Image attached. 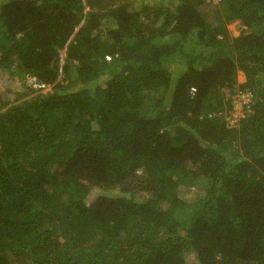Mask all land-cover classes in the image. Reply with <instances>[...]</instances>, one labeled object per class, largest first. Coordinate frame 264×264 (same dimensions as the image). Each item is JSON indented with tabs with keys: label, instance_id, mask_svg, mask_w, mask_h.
I'll list each match as a JSON object with an SVG mask.
<instances>
[{
	"label": "trees",
	"instance_id": "obj_1",
	"mask_svg": "<svg viewBox=\"0 0 264 264\" xmlns=\"http://www.w3.org/2000/svg\"><path fill=\"white\" fill-rule=\"evenodd\" d=\"M0 70V264H264V0H0Z\"/></svg>",
	"mask_w": 264,
	"mask_h": 264
},
{
	"label": "rangeland",
	"instance_id": "obj_2",
	"mask_svg": "<svg viewBox=\"0 0 264 264\" xmlns=\"http://www.w3.org/2000/svg\"><path fill=\"white\" fill-rule=\"evenodd\" d=\"M156 2V1H160V0H137V2L139 3V5L143 4V2ZM210 1V0H208ZM218 1V0H216ZM243 28H246V24H244L241 19H238L234 22L229 23V29L231 34L233 35H238ZM198 49H202L204 48V46L202 44L197 45ZM65 50L62 51V59L65 57ZM169 63V64H168ZM167 65L168 67L172 68L175 66L174 68V72H178L180 71L183 67L180 61L172 63V62H168ZM246 80V75L245 72L242 70H239L238 72V81L240 82H244ZM27 84H32L33 87H36L37 85H41L39 84V82H36V78L33 76H29L28 80L26 82ZM41 89H43L44 91H50L52 90L51 86H45L44 84L41 85ZM25 85L21 82V79L18 76H14L9 74L6 71L0 70V92L6 93V95L10 96L11 98H15V96L17 95L18 91H24L25 90ZM159 94V93H158ZM248 95V94H246ZM245 93L241 94V98L237 97L235 100V107L236 110L233 112V116L235 115H243L244 114V105H243V101L248 100V96H246ZM95 193L98 194V191H94L91 194V198L92 196H95Z\"/></svg>",
	"mask_w": 264,
	"mask_h": 264
},
{
	"label": "built area",
	"instance_id": "obj_3",
	"mask_svg": "<svg viewBox=\"0 0 264 264\" xmlns=\"http://www.w3.org/2000/svg\"><path fill=\"white\" fill-rule=\"evenodd\" d=\"M193 90H195V87H193Z\"/></svg>",
	"mask_w": 264,
	"mask_h": 264
}]
</instances>
